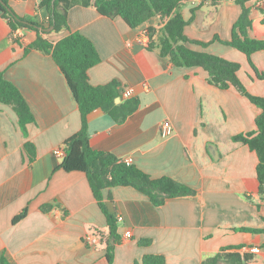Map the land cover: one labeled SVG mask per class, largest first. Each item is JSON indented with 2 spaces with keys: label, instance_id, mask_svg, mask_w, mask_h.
I'll return each instance as SVG.
<instances>
[{
  "label": "crops",
  "instance_id": "1",
  "mask_svg": "<svg viewBox=\"0 0 264 264\" xmlns=\"http://www.w3.org/2000/svg\"><path fill=\"white\" fill-rule=\"evenodd\" d=\"M250 0L252 27L248 36L264 41V3ZM40 0H11L21 18L45 23ZM185 20L193 14L185 35L207 47L190 45L201 53L238 63L239 79L247 91L264 98V80L255 77L242 52L215 41L232 39L242 14L236 0H187L177 9ZM72 32L92 40L102 62L89 71L94 86L118 81L123 91L133 89L139 109L115 122L101 109L88 117L93 150L132 159V165L153 179L171 178L195 191L194 196L168 200L155 206L148 196L132 187L104 190L108 212L117 220L121 244L113 264H141L146 256H164L166 264H202L204 257L228 247L240 255L254 253L264 261V234L240 229L264 230V196L259 194L256 152L233 141L239 134L257 130L261 110L235 87L221 90L208 82L202 68L175 67L150 49L147 31L160 30L159 18L131 29L122 18L110 19L96 10L75 7L69 12ZM69 35L52 33L54 44ZM18 37L19 42L15 39ZM157 38V35L155 39ZM37 33H12L0 12V73L21 91L34 122L22 130L10 105L0 104V261L9 264H109V227L85 173L58 167L63 157L55 154L78 133L82 117L67 79L52 56L38 50L25 52ZM264 72V50L252 55ZM131 99V98H130ZM168 122L172 133L164 136ZM35 148V157L25 149ZM111 197V198H110ZM24 210L27 216L14 224ZM131 231L130 239L125 233ZM88 234L98 243L88 245ZM151 240L148 246L139 244Z\"/></svg>",
  "mask_w": 264,
  "mask_h": 264
},
{
  "label": "trees",
  "instance_id": "2",
  "mask_svg": "<svg viewBox=\"0 0 264 264\" xmlns=\"http://www.w3.org/2000/svg\"><path fill=\"white\" fill-rule=\"evenodd\" d=\"M10 1L0 0V12L8 21L12 33L15 34L18 30H32L37 33L36 41L26 46L25 52L38 50L52 56L65 75L79 106L82 127L65 142V157L58 169L86 174L93 195L107 218L110 233L106 256L109 264L114 262L115 247L121 244V239L117 230V219L108 212L104 201L105 189L132 187L148 196L155 206H162L170 199L194 196L195 191L168 177L153 179L138 167L128 165L112 154L92 149L88 126L89 115L94 110L101 109L115 122L122 123L139 109L140 100L131 98L117 104L116 100L121 97V85L118 81L100 86L90 83L89 71L100 64L102 58L92 40L70 30L69 12L75 7L94 9L110 19L122 18L131 29H136L153 18H159L163 24L161 29L150 28L147 31L150 49L156 45L161 57L168 59L175 67L204 69L208 73L210 85L221 90L235 87L257 106L261 110L256 120L257 130L236 135L233 141L248 146L250 150L256 152L259 160L257 166L259 194L264 196V98L247 91L238 76L240 71L238 63L189 48L190 45L207 47L209 44L192 40L185 35V28L193 20V14L189 20H185L180 13H177V9L187 0H40L38 9L48 14L47 21L42 24L19 17L12 9ZM248 1L250 0H236V3L242 7V14L235 24L232 39L223 42L216 37L214 40L245 54L255 77L264 80V72L259 71L252 62V55L264 50V41L254 40L248 36L252 27L250 11L246 7ZM262 11L264 13V9ZM63 31H68L69 35L56 44L47 38L52 33ZM15 40L20 41L18 37ZM0 104L13 106L19 117L20 126L26 133L27 126L35 120L34 115L18 87L8 81L2 73H0ZM25 149L35 157V148L31 143L27 142ZM27 213L28 211L24 210L13 223L23 220ZM240 231L264 234V230L260 229H240ZM151 242V240H142L139 244L148 246ZM239 248L237 246L222 249L215 255L204 257L202 264H264L257 254L240 255L232 252ZM0 264L9 263L3 256ZM141 264H166V258L146 256Z\"/></svg>",
  "mask_w": 264,
  "mask_h": 264
},
{
  "label": "built area",
  "instance_id": "3",
  "mask_svg": "<svg viewBox=\"0 0 264 264\" xmlns=\"http://www.w3.org/2000/svg\"><path fill=\"white\" fill-rule=\"evenodd\" d=\"M262 3H264V0L261 1ZM134 95V90L133 89H127L125 91H123V97L125 99H130L132 98ZM162 133L164 136H168L172 133V129H171V126L168 122L164 123L162 125ZM55 154H58L60 155L61 157H65V147H62V148H58L56 151H55ZM125 162L128 164V165H131L132 164V159H127L125 160ZM118 221H122L123 220V217H118L117 218ZM125 237L130 239L132 237V233L131 231H127L125 233ZM98 236L95 235V234H88L86 235V237L84 238V241L86 244L88 245H95L98 243ZM252 252L254 253H260L261 252V249L260 248H254L252 249Z\"/></svg>",
  "mask_w": 264,
  "mask_h": 264
},
{
  "label": "water",
  "instance_id": "4",
  "mask_svg": "<svg viewBox=\"0 0 264 264\" xmlns=\"http://www.w3.org/2000/svg\"><path fill=\"white\" fill-rule=\"evenodd\" d=\"M49 31H51V29H49ZM118 101L120 100V99H117Z\"/></svg>",
  "mask_w": 264,
  "mask_h": 264
}]
</instances>
